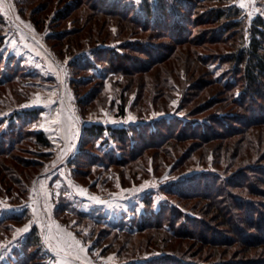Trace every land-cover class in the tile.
I'll list each match as a JSON object with an SVG mask.
<instances>
[{
    "label": "rangeland",
    "instance_id": "1",
    "mask_svg": "<svg viewBox=\"0 0 264 264\" xmlns=\"http://www.w3.org/2000/svg\"><path fill=\"white\" fill-rule=\"evenodd\" d=\"M164 1L183 25L177 32L109 13L136 17L142 0H0V264H218L257 255L241 243L198 241V233L232 234L208 200L176 192L220 186L264 218V108L235 102L244 80L229 52L240 35L232 40L221 22L203 19L205 9L233 4L247 40L264 0L206 2L197 14L187 9L193 0L186 8ZM25 109L39 111L7 120ZM220 121L236 134H214ZM94 123L129 134L92 138L85 127ZM206 125L212 139L192 135ZM36 130L50 146L35 142ZM34 228L38 241L29 238Z\"/></svg>",
    "mask_w": 264,
    "mask_h": 264
},
{
    "label": "trees",
    "instance_id": "2",
    "mask_svg": "<svg viewBox=\"0 0 264 264\" xmlns=\"http://www.w3.org/2000/svg\"><path fill=\"white\" fill-rule=\"evenodd\" d=\"M179 3L176 6H183L186 8L187 0H178ZM216 2L218 0H193V5L191 7H187L188 11L192 14H197L198 10L201 8H204V4L206 2ZM221 1V0H219ZM169 2V1H168ZM168 2H165L164 0H158L156 6L150 2V0H142L141 9L139 12L141 15L138 14V12L131 10V13L136 17H133L127 13L128 11L125 9L121 10H114L110 11L109 13L118 14L123 17H127L130 21L133 23L141 24L142 28L144 29H152V30H160L162 32L166 31L168 34L174 30V32L178 31V26H183L180 23H175V17L176 14L173 10H170L167 8ZM228 3V2H227ZM227 7H211L208 9H205L204 20L206 23H218L221 22L224 26V31L228 33L227 36H230L231 38H234L235 36H239L240 41L233 40V43H237L236 48L234 51L229 52V58L230 62H233V69L237 71V73H240L243 77L244 82V91L238 96V99H235V102H238L239 100L243 103L246 102L247 99L253 100L255 103L260 106V108H264V18L263 17H257L253 23L251 24L250 28V35L247 40H244L243 38V31L240 29V26L244 24V18L242 17V10L233 5V4H226ZM175 6V7H176ZM103 10H108L106 6L103 7ZM69 10V7H66V10L62 11L59 16L62 14H66V12ZM172 11V12H171ZM184 12V11H182ZM143 16L144 20H142L140 17ZM177 19V18H176ZM141 22V23H140ZM172 22V25L170 24ZM171 26V27H170ZM171 37L180 43H186L189 41L187 40V37H176L175 34L171 35ZM215 41V37H212ZM217 40V39H216ZM195 43V42H192ZM200 44V43H198ZM110 56L112 57H119V54H116V52L111 51L109 52ZM240 102V103H242ZM253 102V103H254ZM252 103V104H253ZM254 106V107H258ZM264 110V109H261ZM39 109H25L23 111H13V113L10 114L9 122H13L14 124L17 122L19 117L24 116H32L37 113ZM231 122L234 123V120ZM230 121H226V123H220L218 124V132H214V134H220L225 135L224 137H232L236 134V129L231 126ZM248 123V122H247ZM238 127V126H237ZM220 130V131H219ZM222 130V131H221ZM110 132L113 136H118L121 139H124L129 134V129L126 127H114L111 125H104L102 123H94L87 125L85 127V132H87L89 137H96L102 135L104 132ZM35 140V142L41 146H50L51 142L47 138L45 132L43 130H36L31 133ZM167 133L162 134V138H160L161 142L167 143ZM196 134L198 137H201L202 139H206V141L212 139L213 137H210L214 134H211L209 132V127L206 125V127H203L202 132H194L192 135ZM177 135V133H176ZM184 136H187L185 134ZM13 138H15L13 136ZM12 138V139H13ZM4 151H2V154ZM14 159V158H13ZM225 182L229 185L232 183H229L225 180ZM234 186V183L232 184ZM237 186V185H235ZM213 188V187H212ZM216 188L215 191H208V192H201V191H184V192H176V195L181 198H199V199H205L208 200L209 204L211 205L212 210H214V214L212 216L215 217V220H219L221 224L224 227L229 228V232H231L232 236L226 237L224 239H216V238H207L205 237L202 240L200 239V235L198 233V237L196 236V239L198 241L204 242L203 244H229L230 242L234 243H241L244 250L249 251L252 248H257L258 252L256 253L259 256H254L253 258H249L244 261H224L218 264H264V218H258L256 219L253 212L251 213L249 210V206H251L250 202H246L245 199H243L240 196H237L239 201H243L242 203L238 202L236 199V203H234L233 194L231 192H226L225 189H223L220 186L214 187ZM258 190V189H257ZM218 192V196H217ZM262 194L264 192L257 191V194ZM231 197V198H230ZM242 198V199H241ZM245 207H247L248 211L245 210ZM236 211H242L247 212L246 217H240V213L236 214ZM16 217H20L19 215H16ZM213 217V218H214ZM20 219V218H19ZM192 220V219H191ZM161 221H157L159 223V226H163ZM144 224L142 225V229ZM153 227V226H152ZM204 228V227H202ZM125 231V230H124ZM128 231V230H127ZM126 231V232H127ZM191 233V232H190ZM192 233L196 234L197 231H192ZM172 235L175 236H187L185 231H173ZM200 237V238H199ZM30 240L38 241V234L36 233V229L30 233L29 235ZM213 242V243H212ZM202 244V245H203ZM175 260V259H174ZM151 262V263H150ZM134 264H163L158 262H152L147 260H141L138 263ZM165 264H171V260L165 261ZM173 264H186L182 263L181 261L173 263ZM189 264V263H187Z\"/></svg>",
    "mask_w": 264,
    "mask_h": 264
},
{
    "label": "snow or ice",
    "instance_id": "3",
    "mask_svg": "<svg viewBox=\"0 0 264 264\" xmlns=\"http://www.w3.org/2000/svg\"><path fill=\"white\" fill-rule=\"evenodd\" d=\"M129 119L131 120V119H134V118L130 116ZM80 191H81V193H83V189H80ZM101 202H102V201H101ZM24 230L27 231V228H25ZM77 243H78V242H77ZM64 246H65L66 248L69 247V245L67 244L66 241L64 242ZM0 258H2V257H0Z\"/></svg>",
    "mask_w": 264,
    "mask_h": 264
},
{
    "label": "crops",
    "instance_id": "4",
    "mask_svg": "<svg viewBox=\"0 0 264 264\" xmlns=\"http://www.w3.org/2000/svg\"><path fill=\"white\" fill-rule=\"evenodd\" d=\"M6 5L9 3L8 0H2Z\"/></svg>",
    "mask_w": 264,
    "mask_h": 264
}]
</instances>
